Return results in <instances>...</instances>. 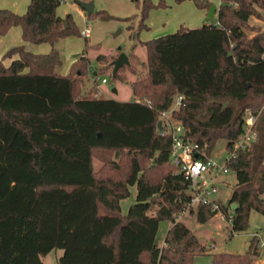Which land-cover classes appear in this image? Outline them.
Segmentation results:
<instances>
[{
	"label": "trees",
	"instance_id": "obj_1",
	"mask_svg": "<svg viewBox=\"0 0 264 264\" xmlns=\"http://www.w3.org/2000/svg\"><path fill=\"white\" fill-rule=\"evenodd\" d=\"M62 1L29 0L23 13L0 7V35L19 25L25 41L0 58V264H45L42 258L56 248L62 249L56 264H193L196 253L206 252L179 218L189 181L171 161V134L163 123L157 128L160 112L178 94L170 117L196 144L195 158L210 157L220 139L229 151L245 113L257 114L255 138L227 163L236 181L218 204L230 233L248 226L251 209L264 217V27L249 24L264 11V0H219L213 22L139 39L145 59L137 61L134 43L130 63L112 76L124 80V69L134 75L131 100L82 89L90 67L84 52L99 47L85 36L83 51L61 72L55 43L81 35L71 13H56ZM191 1L206 11L213 3ZM158 6L165 0H141L130 36L137 38L148 10ZM86 16L135 14L94 9ZM41 42L50 44L48 52L32 49ZM12 55L5 65L2 59ZM132 184L135 201L122 212L120 199ZM189 213L204 223L215 212L199 203ZM161 220L169 224L158 241ZM259 241L254 234L243 252L213 251L211 264H253Z\"/></svg>",
	"mask_w": 264,
	"mask_h": 264
},
{
	"label": "rangeland",
	"instance_id": "obj_2",
	"mask_svg": "<svg viewBox=\"0 0 264 264\" xmlns=\"http://www.w3.org/2000/svg\"><path fill=\"white\" fill-rule=\"evenodd\" d=\"M92 1L94 2L95 10L106 9L109 13L116 17H124L135 14L134 18H129L127 20H119L114 17L101 19L99 17L91 18L86 16L87 24L90 28V33L89 36L86 37V40L90 45L97 43L99 47H92L84 52L85 56L90 59V67L86 75V79L83 82L82 89L85 92L91 91L93 95L97 96L113 95L115 98L120 100H131L133 98L130 91L129 81L134 77V75L127 69H124L122 72L125 76L124 80H114L112 78L113 65L111 62L117 57L120 51L126 53L129 59L131 46L134 43L138 44L139 39H148L167 32H172L181 24L189 27H195L201 25L202 23L213 22L216 20L215 16H208V10L205 12V9L196 7L191 0H184L179 3H176L173 0H165V6L152 7L148 10L145 18L147 27L139 30L137 38H135L130 36V34H133L137 27V19L140 15L141 9V0ZM216 1L217 0H214V2ZM152 2L155 3L157 0H152ZM58 10L63 14L70 12L79 29L81 30L83 28L84 13L75 0L62 1ZM259 11V17L252 16L249 18V24L251 26H264V11L261 9H259ZM119 28L120 31L114 35ZM247 33L251 34L252 31L248 30ZM39 44L40 43L34 45V48L38 47ZM84 44L85 38L83 35L69 34L58 39L55 46L58 48L62 58L60 70L69 65L73 54L75 53H77L75 55L76 59V57L83 51L82 48L84 47ZM34 48L32 49L34 50ZM133 52L137 54L138 61L140 60L139 56L143 57L145 55V48L143 45L138 44L136 47H133ZM99 53L104 55L103 60H96V55ZM135 65L140 69L138 62L135 63ZM104 67L106 68L105 71L101 72ZM103 77L106 78V82H101V78ZM115 85L118 86V93L113 92L111 94V89ZM95 89H97V91ZM177 105L178 103H175L173 100L170 108L166 111V114L170 115L171 109L176 108ZM159 119L165 121L164 116H160ZM224 144V140H218L215 150L212 153L214 157L220 158L224 154ZM218 180L220 194L226 198L231 192L232 186L236 181L235 174L230 171L219 176ZM129 191L130 193L128 196L120 199L122 212H126L129 205L135 201L136 185H130ZM229 214L231 215V212H229ZM180 220L194 230L206 250L204 253L195 254L193 264H211L210 253L213 251L243 252L247 248L249 239L254 234H257L260 241L264 243V217L255 209H251L249 211L248 226L244 230L233 231L232 233H230V220L219 215H213L208 221L199 223L196 221L194 214L187 212L181 215ZM168 224L169 221L167 220L160 221L157 232L158 241L163 239V235ZM262 249H264V247ZM61 253L62 249L60 248L52 249L42 258V260L45 264H56L57 258ZM258 253L259 254L255 260L260 259L264 254L262 253L260 247H258Z\"/></svg>",
	"mask_w": 264,
	"mask_h": 264
},
{
	"label": "built area",
	"instance_id": "obj_3",
	"mask_svg": "<svg viewBox=\"0 0 264 264\" xmlns=\"http://www.w3.org/2000/svg\"><path fill=\"white\" fill-rule=\"evenodd\" d=\"M80 33L85 37L89 36V25L84 26ZM101 82H106V78H101ZM174 98V102L179 104L181 95H175ZM166 111H161L159 117H165V121L161 119V123L165 125V130L171 134L170 158L177 166L178 171L182 172L189 181L188 191L190 198L185 209L182 211V215L189 212L191 207L203 203L211 205L215 212L214 215L224 217L218 204V199H220L218 196V177L230 172L227 163L234 157L236 150L246 147L255 138L256 130L254 125L257 114L249 110L245 113L242 131L229 151L224 149V154L220 158H216L212 154L203 160L193 157L196 144L185 139V128L182 123L179 120L171 118L170 115L166 114Z\"/></svg>",
	"mask_w": 264,
	"mask_h": 264
},
{
	"label": "crops",
	"instance_id": "obj_4",
	"mask_svg": "<svg viewBox=\"0 0 264 264\" xmlns=\"http://www.w3.org/2000/svg\"><path fill=\"white\" fill-rule=\"evenodd\" d=\"M65 0H63L64 2ZM213 3L216 5V8H217V5L219 3V0H217L216 2H214V0H212ZM29 0H0V7H6V8H10L12 9L13 11L17 12V13H23L26 9V6L28 4ZM77 3V2H76ZM60 6V5H59ZM59 6L56 8V13L59 15V16H64L66 13H70V12H66L65 14L63 13H60V11L58 10ZM80 6V5H79ZM81 7V6H80ZM82 8V7H81ZM216 10V9H215ZM82 11L84 13V17H83V23H84V26L88 25L87 24V20H86V12L85 10L82 8ZM206 12V10H205ZM213 16L216 17V13L213 14ZM183 25V24H181ZM83 26V27H84ZM184 26H187V25H184ZM189 27V26H188ZM264 27V26H263ZM81 31V30H80ZM88 37V36H87ZM140 40H145V39H140ZM21 43H25V41L22 39V36H21V28L19 25H13L11 26L7 32L3 35H0V58L2 57L4 51L12 46V45H16V44H21ZM47 43V44H45ZM92 43V42H91ZM139 45H141L140 43H138ZM137 43H135L134 47H136L138 45ZM51 46L48 42H41L38 47H35L34 48V51L35 52H38V53H45V52H48L50 50ZM82 50V49H81ZM80 50V51H81ZM119 50V49H118ZM79 53V52H78ZM135 53V52H134ZM77 53L73 54V57L71 59V62L69 63L68 66H66L65 68L63 67V69L61 70L62 73H66L71 65V63L75 60V55ZM136 54V53H135ZM137 55V54H136ZM17 55H12L11 57H6V58H3L2 61L5 65L9 64V62L11 61L12 58L16 57ZM146 57V52H145V55L143 57H140V60H144ZM113 88H115V91L113 90ZM112 92L111 94L114 92L118 93V86L115 85L114 87H112ZM106 97H113L115 98L113 95H105ZM117 99V98H116ZM229 195L230 193L227 195V197H223L221 194H220V191H219V198L221 200H224V201H227L228 198H229ZM259 246L262 250V253H264V249H262L264 247V243L262 241L259 242ZM259 254V253H258ZM255 264H264V254L263 256H261L260 259H257L255 260L254 262Z\"/></svg>",
	"mask_w": 264,
	"mask_h": 264
},
{
	"label": "water",
	"instance_id": "obj_5",
	"mask_svg": "<svg viewBox=\"0 0 264 264\" xmlns=\"http://www.w3.org/2000/svg\"><path fill=\"white\" fill-rule=\"evenodd\" d=\"M84 10L86 13H90L94 10V2L92 0H75ZM216 5L211 4L208 8V16H211L215 13ZM120 31V28L114 33L116 35ZM112 74L116 72V70L124 64H129L128 55L122 51H120L116 58L112 60ZM115 91V88H113ZM157 128L160 130L162 128L161 120H157ZM230 207L234 209L236 207V203L232 202Z\"/></svg>",
	"mask_w": 264,
	"mask_h": 264
}]
</instances>
